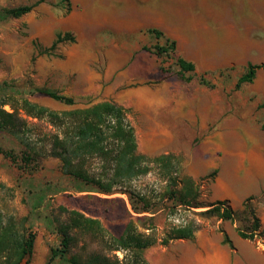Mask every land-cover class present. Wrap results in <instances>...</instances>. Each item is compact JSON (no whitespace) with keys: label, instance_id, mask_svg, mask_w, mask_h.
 I'll return each instance as SVG.
<instances>
[{"label":"rangeland","instance_id":"374dc122","mask_svg":"<svg viewBox=\"0 0 264 264\" xmlns=\"http://www.w3.org/2000/svg\"><path fill=\"white\" fill-rule=\"evenodd\" d=\"M37 1L0 0V11L31 6L18 18H0V99L19 108L23 97L56 112L103 101L121 105L147 172L133 177L125 192L116 187L97 193L65 175L59 159L22 162L20 144L0 133V148L17 159L0 154V211L13 218L19 236H34L31 255L19 264H58L52 251L64 211L95 218L106 237L119 236L127 212L135 216L132 196L139 207H149L139 222L156 240L144 251L148 264H201L220 247L229 264H264V190L240 202L214 201L211 194L226 162L234 176L259 186L264 181V0ZM166 40L174 42L175 55L157 58L153 47ZM176 57L193 63L190 80L178 75ZM249 66L261 68L250 83L237 85ZM36 88L71 98L73 105L32 93ZM138 89L148 98L131 94ZM155 95L163 96V106H154ZM177 98L184 105L176 108ZM3 109L11 112L9 105ZM31 123L36 142L51 132L44 120ZM210 161L217 170H207ZM86 167L103 179L113 174L97 159H88ZM181 199L191 206L180 205ZM246 199L260 220L252 239L238 235V223L200 215L216 202L227 203L221 212L228 207L237 213ZM188 224L198 228L193 239L162 244L172 228Z\"/></svg>","mask_w":264,"mask_h":264},{"label":"trees","instance_id":"16d2710c","mask_svg":"<svg viewBox=\"0 0 264 264\" xmlns=\"http://www.w3.org/2000/svg\"><path fill=\"white\" fill-rule=\"evenodd\" d=\"M43 1L38 0L37 4ZM30 10L31 6L5 9L0 11V18H18ZM155 35L157 38L160 36L157 32ZM153 48V54L157 58L175 55V45L170 40H166L163 46L155 45ZM174 63L179 69L178 75L184 81L190 80L191 73L195 70L193 63L181 57H176ZM259 68L261 67L249 66L238 79L237 85L250 83ZM160 69L166 72L162 65ZM200 82H204L203 78H200ZM32 93L67 106L73 105L71 98L47 88H36ZM20 102V107L17 108L9 100L0 99V133L12 136L20 144L22 162L28 163L32 158L42 157L59 159L65 175L103 194H110L116 187L120 192H125L126 185L133 177L147 172L144 165L147 158L137 153L134 129L129 113L123 106L103 101L84 109L56 112L33 104L23 97ZM5 105L10 106L11 112L3 109ZM41 120L51 127V132L41 135L44 140L36 142L35 132L29 125H32L31 121ZM0 154L11 162L17 161L10 151L0 148ZM88 159L100 161L103 169L113 172L111 177L103 179L102 176L91 175L86 167ZM251 201L252 199H246L242 204V210L237 213L228 207L221 212L222 206L227 203L216 202L200 215H211L238 223L236 228L238 235L244 239H252L260 230V220ZM179 202L180 205L191 206L185 199ZM64 212L66 220L56 228V234L60 239L59 246L52 251L58 264H148L144 251L156 240L152 234L140 230V227L143 230L148 229L139 225L142 220L140 215L149 212L148 205L139 207L132 196V212L135 216L127 212L129 221L117 237H106L101 223L95 218L77 211ZM197 230L198 228L192 224L174 227L162 244L167 245L174 240L193 239ZM222 242L231 247L224 232ZM33 243L32 234H27L26 237L19 236L13 218L4 217L0 211V264H19L24 257L31 255ZM116 252L121 253V259Z\"/></svg>","mask_w":264,"mask_h":264},{"label":"crops","instance_id":"0c3cea01","mask_svg":"<svg viewBox=\"0 0 264 264\" xmlns=\"http://www.w3.org/2000/svg\"><path fill=\"white\" fill-rule=\"evenodd\" d=\"M136 67V66H135ZM142 74H144L142 71H140ZM136 78H139L140 73L139 71H135ZM135 95V93L138 95V99L142 100L143 98H148V92L143 91L141 89L132 90L131 94ZM155 100H158V103H155V107H161L163 106V96L155 95ZM181 98H177L178 101L175 102V106L181 107L184 105V103L180 102ZM132 106V104H130ZM142 103L139 101L136 106L141 107ZM130 119V118H129ZM217 164L213 161H210V163L207 164V170L209 169H216L217 170ZM230 163H225L223 167V172L220 171V175H218V178H216L214 186L212 187V199L214 201L217 200H232L234 202H240L243 199H245L247 196L251 195H258L264 190V181L263 183L257 185L254 180L249 179L248 176L243 177H236L235 174V168ZM221 170V168H220ZM234 170V171H233ZM226 174L225 178L226 180H223L225 178H222V174ZM231 173L232 175H229ZM196 173H191L192 176H196ZM201 264H229V253L225 249V247H220L217 252L214 253H207V258L204 262Z\"/></svg>","mask_w":264,"mask_h":264}]
</instances>
